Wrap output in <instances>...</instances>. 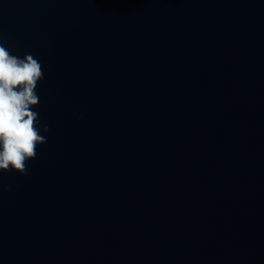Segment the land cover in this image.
Wrapping results in <instances>:
<instances>
[{
	"label": "water",
	"instance_id": "obj_1",
	"mask_svg": "<svg viewBox=\"0 0 264 264\" xmlns=\"http://www.w3.org/2000/svg\"><path fill=\"white\" fill-rule=\"evenodd\" d=\"M0 40L50 129L0 264H264V0H0Z\"/></svg>",
	"mask_w": 264,
	"mask_h": 264
},
{
	"label": "clouds",
	"instance_id": "obj_2",
	"mask_svg": "<svg viewBox=\"0 0 264 264\" xmlns=\"http://www.w3.org/2000/svg\"><path fill=\"white\" fill-rule=\"evenodd\" d=\"M44 79L43 66L32 54L22 58L12 54L0 40V173H28V161L37 156V149L47 143L41 135L49 126H41L36 92Z\"/></svg>",
	"mask_w": 264,
	"mask_h": 264
}]
</instances>
